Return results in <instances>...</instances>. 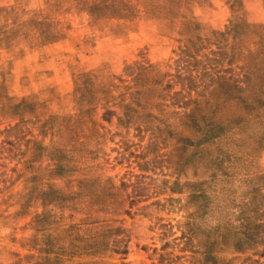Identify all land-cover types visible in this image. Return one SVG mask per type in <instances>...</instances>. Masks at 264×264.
I'll list each match as a JSON object with an SVG mask.
<instances>
[{
	"label": "rangeland",
	"instance_id": "obj_1",
	"mask_svg": "<svg viewBox=\"0 0 264 264\" xmlns=\"http://www.w3.org/2000/svg\"><path fill=\"white\" fill-rule=\"evenodd\" d=\"M0 264H264V0H0Z\"/></svg>",
	"mask_w": 264,
	"mask_h": 264
},
{
	"label": "trees",
	"instance_id": "obj_2",
	"mask_svg": "<svg viewBox=\"0 0 264 264\" xmlns=\"http://www.w3.org/2000/svg\"><path fill=\"white\" fill-rule=\"evenodd\" d=\"M191 44H193L192 42L189 43L188 45H190V47L188 48H185L182 52V56H181V59H185L186 57H192V55L196 52V51H199L198 48L194 47V45L191 46ZM196 60V59H195ZM187 62V65L185 67V69H188V68H192L194 66H197V63L196 61H194V63H189L188 61Z\"/></svg>",
	"mask_w": 264,
	"mask_h": 264
}]
</instances>
